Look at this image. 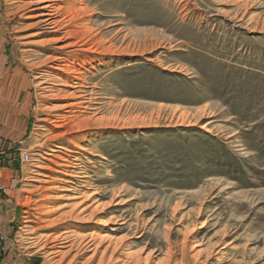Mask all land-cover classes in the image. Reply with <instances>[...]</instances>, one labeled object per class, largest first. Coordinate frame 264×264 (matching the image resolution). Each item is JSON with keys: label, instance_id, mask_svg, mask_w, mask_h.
Returning <instances> with one entry per match:
<instances>
[{"label": "rangeland", "instance_id": "374dc122", "mask_svg": "<svg viewBox=\"0 0 264 264\" xmlns=\"http://www.w3.org/2000/svg\"><path fill=\"white\" fill-rule=\"evenodd\" d=\"M35 1L0 0L1 264H264V0Z\"/></svg>", "mask_w": 264, "mask_h": 264}, {"label": "bare ground", "instance_id": "6f19581e", "mask_svg": "<svg viewBox=\"0 0 264 264\" xmlns=\"http://www.w3.org/2000/svg\"><path fill=\"white\" fill-rule=\"evenodd\" d=\"M35 2L37 4L36 5L37 7L33 9L35 11V14L31 15V18L36 20L35 23L38 25L39 30L49 31L53 33L61 32L65 28L69 27L71 22L78 16V14L85 13V10H86L85 0H59V1L58 0H37ZM64 32L66 34L71 33L67 30ZM81 41L82 40L80 39L74 43H68L66 45L59 46L57 48L59 50H63L68 47H75V46L80 47L81 45H84L82 43L80 44ZM100 44L102 45V47H104L103 48L104 50L110 49L109 46L105 47L102 41H100ZM66 52L70 53L73 51H66ZM63 55L64 53H62L61 51L60 54L53 56L52 59L57 61L54 68L60 72H63L65 74L64 75L65 78L67 79L83 80V75H82L83 70L82 69L87 68V66L90 65L89 61H85V60L80 61L79 59H75V58L66 59V57ZM74 87H76V85H74ZM79 98H81V96ZM78 103H83V102L80 101Z\"/></svg>", "mask_w": 264, "mask_h": 264}, {"label": "crops", "instance_id": "0c3cea01", "mask_svg": "<svg viewBox=\"0 0 264 264\" xmlns=\"http://www.w3.org/2000/svg\"><path fill=\"white\" fill-rule=\"evenodd\" d=\"M2 144V139L0 138V145ZM7 190L4 189V192H0V195H5L7 198H8V195H7ZM9 202L8 199L6 198H3V199H0V208H1V204L3 203L5 205V203ZM2 228H5L3 229L4 232L9 235L10 234V229L7 228V227H2ZM15 240H13L12 238H9L7 239V245H8V251L7 253L5 254L4 258H3V261H2V264H20L18 262V259H17V255H16V250H15V244H14ZM11 245V246H9Z\"/></svg>", "mask_w": 264, "mask_h": 264}, {"label": "built area", "instance_id": "2783aa9c", "mask_svg": "<svg viewBox=\"0 0 264 264\" xmlns=\"http://www.w3.org/2000/svg\"><path fill=\"white\" fill-rule=\"evenodd\" d=\"M20 158H21L22 163H28L31 160L30 154L26 151L21 153ZM2 189L3 188L0 187V190ZM5 250H6V238H5V235L0 233V264H1V260H2Z\"/></svg>", "mask_w": 264, "mask_h": 264}]
</instances>
